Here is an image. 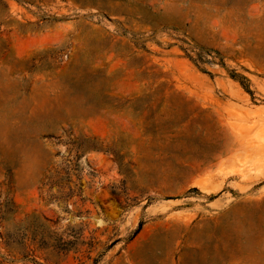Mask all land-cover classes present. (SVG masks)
<instances>
[{
    "label": "rangeland",
    "instance_id": "rangeland-1",
    "mask_svg": "<svg viewBox=\"0 0 264 264\" xmlns=\"http://www.w3.org/2000/svg\"><path fill=\"white\" fill-rule=\"evenodd\" d=\"M0 264H264V0H0Z\"/></svg>",
    "mask_w": 264,
    "mask_h": 264
}]
</instances>
